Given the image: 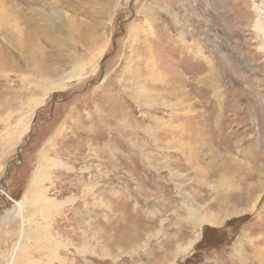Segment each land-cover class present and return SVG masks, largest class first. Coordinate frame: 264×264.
I'll use <instances>...</instances> for the list:
<instances>
[{
  "label": "rangeland",
  "instance_id": "1",
  "mask_svg": "<svg viewBox=\"0 0 264 264\" xmlns=\"http://www.w3.org/2000/svg\"><path fill=\"white\" fill-rule=\"evenodd\" d=\"M18 260L264 264V0H0V264Z\"/></svg>",
  "mask_w": 264,
  "mask_h": 264
},
{
  "label": "bare ground",
  "instance_id": "2",
  "mask_svg": "<svg viewBox=\"0 0 264 264\" xmlns=\"http://www.w3.org/2000/svg\"><path fill=\"white\" fill-rule=\"evenodd\" d=\"M52 15V14H51ZM51 15H49V16H51ZM107 15H108V13H107ZM46 21L48 22V23H52L53 21H52V17H47L46 18ZM32 28H30V31H33V30H31ZM49 32V31H48ZM50 36V35H49ZM55 72H56V70H55ZM88 71H85L83 68H81L80 66H78L77 64H74L73 65V68L72 69H70V71L67 73V74H65L64 76H59V78H55V77H52V78H50V79H46L45 81V83L42 85V88H44L45 89V91L46 92H48V91H51V90H56L57 88H60V87H62V83L64 82V81H66V80H68V81H66L65 83L66 84H69V82L70 83H76L79 79H82V78H84L88 73H87ZM39 102H36V104H38ZM44 156V155H43ZM42 158V157H41ZM255 161V160H254ZM216 166H217V164H216ZM253 167L255 166V165H252ZM40 167V166H39ZM35 168V172H34V174H33V177H32V179H31V181H30V184H29V186H31L30 187V189H32V188H34V185H35V183H36V181H39L40 179H41V169L40 168ZM256 167V166H255ZM40 182H41V180H40ZM222 184H224L225 186L227 185V184H229V180L228 179H225V178H221V180H220V182H219V186L218 187H220V188H218V189H215V188H211V190H214L215 192H214V194H215V198L217 197V195H219V194H223V192L225 191V189H224V185H222ZM228 186H230V184L228 185ZM211 187V186H210ZM229 191V190H228ZM28 193V192H27ZM210 197V196H209ZM222 197V196H221ZM213 199V198H212ZM219 200V199H218ZM218 200H216V199H214V203L216 202V201H218ZM226 200V199H225ZM46 201V200H45ZM190 201V200H189ZM224 201V200H223ZM39 202V201H38ZM42 202H44V201H42ZM193 202V201H192ZM224 202H226V201H224ZM194 203V202H193ZM214 203H212V204H214ZM21 203H19L18 205H20ZM28 204V203H27ZM31 205V204H30ZM29 205V207H31ZM46 206H48L47 204H46ZM201 206V205H200ZM207 206H211V204H209V205H202L201 207H197L196 205H194L193 204V206H191V205H189L188 206V210H186L187 212H188V215H189V217H190V219L192 220V223H195V225H196V223H206V224H209V225H216L217 223H218V221H219V219H218V217H216V216H214L213 214L214 213H218V215L219 216H221V215H224L220 220H222V219H224V218H226V217H230L233 213H234V211H233V209H231L230 208V206L229 205H227V204H224L223 206H222V204H218V203H215L214 204V207L216 208V210L213 212L212 210H211V208H208ZM224 206H225V209H224ZM15 207V206H14ZM42 207V206H41ZM49 207V206H48ZM222 207H223V210L221 211L220 209H222ZM252 207V206H251ZM21 208V207H20ZM23 209V211L25 210L24 209V207L22 208ZM30 209V208H29ZM220 210V211H219ZM235 210V209H234ZM21 211V210H20ZM211 212H213V214H210ZM31 237H32V239H34V240H37L36 239V235L35 234H31L30 235ZM193 241V240H192ZM192 241H189L188 242V244L183 248V252H185L186 253V251H188V249L192 246V244H193V242ZM20 244V243H19ZM24 244V243H23ZM21 248V247H20ZM21 253V252H20ZM177 253H179V252H177ZM21 259V258H20ZM22 261V260H21ZM16 264H20V262H19V260L18 261H16Z\"/></svg>",
  "mask_w": 264,
  "mask_h": 264
}]
</instances>
